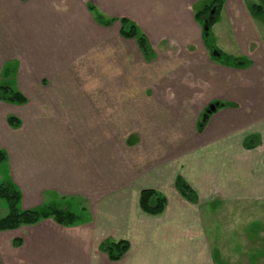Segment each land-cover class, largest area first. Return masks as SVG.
Listing matches in <instances>:
<instances>
[{
  "label": "crops",
  "instance_id": "crops-1",
  "mask_svg": "<svg viewBox=\"0 0 264 264\" xmlns=\"http://www.w3.org/2000/svg\"><path fill=\"white\" fill-rule=\"evenodd\" d=\"M81 1L0 0V77L12 71L27 99L18 105L16 135L6 117L0 121V133L17 139L0 137V165L6 163L0 185L10 181L20 191V211L58 205L78 217L71 226L46 219L0 232V264H216L217 241L206 214L211 218L227 204L264 205V31L254 28L257 17L232 15L231 55L251 66L220 65L226 75L241 77L209 91L211 102L237 108L217 110L199 127V119H183L185 110L171 104V95L156 92L165 81L140 92L139 81L131 79L130 92H105V70L132 69L141 52L135 40L121 36L120 21L101 26ZM96 1L115 19L123 5L130 7L126 13L153 51L162 45L173 52L172 42L194 38L209 53L195 19L202 0ZM83 67L97 69L99 77L83 78ZM256 136L259 143L248 147ZM179 177L197 193L198 204L178 193ZM148 189L167 199L161 215L142 211L140 194ZM8 214L0 198V220ZM104 241H127L130 249L112 262L99 249Z\"/></svg>",
  "mask_w": 264,
  "mask_h": 264
},
{
  "label": "rangeland",
  "instance_id": "rangeland-1",
  "mask_svg": "<svg viewBox=\"0 0 264 264\" xmlns=\"http://www.w3.org/2000/svg\"><path fill=\"white\" fill-rule=\"evenodd\" d=\"M212 1L213 0H202L196 6V11H201L205 4H210ZM243 1L237 3L236 0H232L228 9L226 7V12L223 13V15L221 13L222 16L219 24L215 25L213 28L218 48L228 54H234L232 48H235L234 45L227 43L228 41L232 42V32L229 27L230 19L233 17L232 15L240 13L242 16H245L247 12L248 14L254 16L251 11V6L254 4L264 5V0ZM97 3L98 2L96 0L81 1L82 5H87V7L92 5L94 7L95 11H90L88 8L89 14L94 18L95 15L98 16V13L104 15L110 20H113L114 22L116 20L120 21L123 18L130 19L129 14L126 13L130 8L128 6L126 8V6L123 5V11L120 15L121 17L115 19L107 17ZM57 7L61 8L62 6ZM252 19H255V17ZM263 19L264 18H256L254 21V28H256V30L261 27L262 31H264ZM196 23L197 26H200L202 31L203 26L201 22L196 20ZM111 26L112 24L108 27ZM193 32L194 34H197L196 30H193ZM184 40L185 39L181 40L179 45L172 42L173 44H171L168 49L173 48V52H168L162 45L157 46L154 51L155 55L150 60L153 62L149 65L145 63V57L141 54V59L138 60V63H136L132 69L129 68L130 65L125 64L119 72H117V70H105V76L107 78L105 77L104 80L106 83L111 84H107L105 92L128 93L131 88V79H134L136 82L139 81L140 86L137 88L140 89V92H144L149 87L156 88L161 81H165L164 86H161V89L156 90V92L164 95H171V104H176L177 106L178 104L181 105V108H177L175 106L180 113L185 110L186 115L183 119L187 122L190 119H199L200 126H205L210 116L217 110L222 108H237L235 103L224 101L221 102L220 105L219 103L217 104L211 102V100H209V91L210 87H214L213 84L216 83L219 88H223L224 84L227 85L226 80H231L232 78L236 79L238 77L240 78L241 74L234 73L233 75H226L222 68H220V64L211 59L210 54L206 51V49H199L197 44L194 42V38H192V42L186 39V45L182 43ZM171 58L177 59V66L169 64L168 59ZM88 60L89 59L87 58L85 59V61ZM86 64H88V62ZM215 64L219 67H216ZM89 65L93 64L90 63ZM9 72V75H4V73L1 75L0 85L6 83L17 90V79L13 75L14 73L12 71ZM79 74L81 76L84 75V77H88L90 81L94 79L96 80V78L99 77L97 76L99 74L97 69L90 70L86 67H83V73L82 71H79ZM118 78H121L120 82L117 81V84L113 86V80H117ZM119 84L121 86H119ZM99 88L100 87H98V89ZM96 90L97 89L91 92H95ZM208 104L210 105L208 106ZM18 105L19 104L2 103L1 101L0 121L3 119L5 122L4 117H6V119L10 117L18 119L16 115L20 108ZM20 105L22 106V104ZM211 105H218L217 110L214 113L206 115V110H209ZM18 120L21 121V119ZM21 126L22 124L20 123L19 127L8 128L10 135H16L12 133L18 132ZM0 134H3L0 135V137L2 139H6V142H16L17 140L15 137H9V135L5 133ZM259 141L260 139L256 136L254 142L258 144ZM3 151L4 150L0 148V153ZM5 167L6 163H2L0 165V168L3 170ZM78 208V206H74L73 210H75L77 215H80L82 213L77 210ZM218 210L219 212L211 215V218L208 214H206V218L208 219L209 235L212 240L217 241L214 249L216 264H264V214L260 211L264 210V205L261 207V203H251L243 207L242 205L227 204L224 208H221V206L218 207Z\"/></svg>",
  "mask_w": 264,
  "mask_h": 264
},
{
  "label": "trees",
  "instance_id": "trees-1",
  "mask_svg": "<svg viewBox=\"0 0 264 264\" xmlns=\"http://www.w3.org/2000/svg\"><path fill=\"white\" fill-rule=\"evenodd\" d=\"M224 5L225 0H213L210 4H205L202 10L196 13L195 19L201 22L203 26L202 39L204 45L214 62L228 68L247 69L251 66L249 59L228 54L217 46L213 28L219 22ZM88 8L90 11H95L92 5H89ZM251 11L255 17L264 18V5L255 4L251 7ZM97 15H95V20L101 26L108 27L114 22L102 14L97 13ZM120 24L121 36L128 40H135L141 54L146 60L150 61L155 54L146 34L141 31L134 21L128 18L121 19ZM0 101L20 105L26 103L27 99L22 93L5 83L0 85ZM219 104L221 105V103ZM8 123L11 127H18L20 125L19 120L14 117L8 118ZM199 127H203V125H199ZM254 141L255 137H250L246 141L247 146L250 147ZM4 159L5 154L2 152L0 153V162L4 161ZM175 188L185 200L192 204H198L197 193L181 177L177 179ZM0 198L7 203L9 208L7 217L0 220V232L13 231L23 226L35 225L46 219H54L62 226H71L78 221V217L74 213L66 211L58 205H48L38 210L20 211L21 193L10 181H5L0 185ZM166 205L167 199L157 191L148 189L143 190L140 194V207L148 215H161L165 211ZM13 244L19 247L21 241L16 239ZM99 249L112 262H119L129 251L130 244L127 241H104L100 244Z\"/></svg>",
  "mask_w": 264,
  "mask_h": 264
},
{
  "label": "water",
  "instance_id": "water-1",
  "mask_svg": "<svg viewBox=\"0 0 264 264\" xmlns=\"http://www.w3.org/2000/svg\"><path fill=\"white\" fill-rule=\"evenodd\" d=\"M218 105H211L209 110H207L206 115H209L211 113H214L217 110Z\"/></svg>",
  "mask_w": 264,
  "mask_h": 264
},
{
  "label": "flooded vegetation",
  "instance_id": "flooded-vegetation-1",
  "mask_svg": "<svg viewBox=\"0 0 264 264\" xmlns=\"http://www.w3.org/2000/svg\"><path fill=\"white\" fill-rule=\"evenodd\" d=\"M207 111V110H206Z\"/></svg>",
  "mask_w": 264,
  "mask_h": 264
}]
</instances>
